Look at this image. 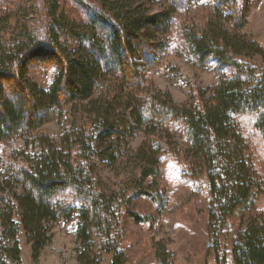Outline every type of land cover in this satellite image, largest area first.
I'll use <instances>...</instances> for the list:
<instances>
[{
    "label": "trees",
    "instance_id": "1",
    "mask_svg": "<svg viewBox=\"0 0 264 264\" xmlns=\"http://www.w3.org/2000/svg\"><path fill=\"white\" fill-rule=\"evenodd\" d=\"M67 1L83 19L62 0H37L31 11L41 30L16 33L14 0H0V264H20V233L37 259L54 225L73 220L79 264H99L105 254L110 264H125L123 196L105 188L98 171L127 158L135 187L125 204L141 195L160 207L161 194L143 185L178 137L188 168L206 177L216 264L226 261L213 231L240 209L250 214L239 221L231 262L264 264V176L248 144L251 121L264 143V69L244 60L264 59V47L243 33L241 0H216L201 32L176 18L192 0ZM174 53L218 65L216 83L184 106L151 81L177 77L167 61ZM40 63L56 69L48 88L27 76ZM52 122L61 123L58 136L43 130ZM137 135L145 138L129 151Z\"/></svg>",
    "mask_w": 264,
    "mask_h": 264
},
{
    "label": "rangeland",
    "instance_id": "2",
    "mask_svg": "<svg viewBox=\"0 0 264 264\" xmlns=\"http://www.w3.org/2000/svg\"><path fill=\"white\" fill-rule=\"evenodd\" d=\"M36 1L14 0L13 14L17 16L16 20L10 22V29L16 30V33L24 26H28L31 31L41 30L31 11ZM215 3L216 0H192L188 10L178 13L176 18L201 32ZM62 4L66 5V12L79 20L83 19L80 8L67 0H62ZM241 7L246 21L243 33L254 37L264 47V0H241ZM1 27L3 26L0 25V29ZM4 35L9 38L10 31ZM244 60L251 66L264 69V59L259 56L246 57ZM167 61L177 77L170 79L166 75L153 76L151 81L159 90L168 92L177 105H188L198 89L210 88L217 81L218 65L213 61L199 65L193 59L176 53L170 55ZM55 72L52 64L48 67L41 63L31 64L27 76L40 87L48 88ZM249 125L253 137L249 139L248 144L255 157L257 171L264 176V143L260 134L252 130V121ZM43 130L58 136L61 133V123H48L43 126ZM144 138L143 135L133 138L128 145L129 151L136 150ZM175 140L168 148V153L160 157L156 174L143 185L148 192L161 194L160 199L163 202L160 207L141 195L125 204L126 198L132 195L135 187L131 174L134 172L133 166L127 158L112 170L101 167L98 171L105 188L110 192L119 193L118 197L123 196V204L119 208L120 248L126 257L125 264H160L159 259L163 256L172 264H216L212 238L207 228L210 193L206 177L199 169L188 168L192 162L183 155V138L178 137ZM126 211L145 218V222L135 223ZM249 214L247 210H237L222 231H213L217 235L219 253L225 256V264H232L230 249L234 234L240 219L248 217ZM75 229V220L56 223L52 230L51 242L37 259L32 258L30 247L23 233H20V264H79L76 260ZM157 243H161L163 250H157ZM110 263L111 255L105 254L99 264Z\"/></svg>",
    "mask_w": 264,
    "mask_h": 264
}]
</instances>
